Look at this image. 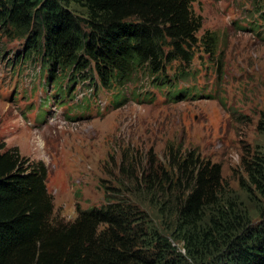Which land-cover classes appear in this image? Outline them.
Masks as SVG:
<instances>
[{"label": "rangeland", "instance_id": "obj_1", "mask_svg": "<svg viewBox=\"0 0 264 264\" xmlns=\"http://www.w3.org/2000/svg\"><path fill=\"white\" fill-rule=\"evenodd\" d=\"M70 9L87 16L82 5ZM193 10L203 18L198 38L214 32L218 45L213 54L198 46L189 68L171 63V74L190 72L179 84L195 89L189 99H169L145 79L112 89L96 81L95 89L59 67L60 78L51 79L37 55L22 61L26 39L0 25V142L45 163L58 220L73 221L78 208L105 204L103 186L131 187L143 169L171 170L172 146L221 165L218 205L194 219V244L172 204L159 195H133L148 229L145 249L156 251L159 237L171 245L169 263L160 264H219L227 250L218 231L223 215L235 222L226 230L231 236L264 219V0H197ZM208 232L214 242L207 245Z\"/></svg>", "mask_w": 264, "mask_h": 264}, {"label": "trees", "instance_id": "obj_2", "mask_svg": "<svg viewBox=\"0 0 264 264\" xmlns=\"http://www.w3.org/2000/svg\"><path fill=\"white\" fill-rule=\"evenodd\" d=\"M196 1L0 0V25L26 39L29 51L22 61L33 62L37 55L47 63L43 70L48 67L51 79L60 78L56 67L74 76L73 82L90 81L95 89L96 81L112 89L145 79L169 99H189L197 95L195 89L179 84L190 72L171 74V63L189 68L198 46L213 54L218 45L214 32L198 38L203 18L193 10ZM71 4L82 5L87 16H77ZM168 155L171 170L143 169L140 180L131 178V187L125 182L117 190L102 185L105 204L78 208L76 219L65 221L55 216L45 163L0 142V264L169 263L166 238L159 237L156 251L145 249L148 229L133 195H159L172 204L188 227L182 230L185 238L194 244V219L205 207L218 205L223 178L221 165L205 161L196 150L175 152L172 146ZM223 216L218 231L225 235L227 250L219 264H264V219L231 236L226 230L235 222L228 212ZM205 237L207 245L214 242L211 232Z\"/></svg>", "mask_w": 264, "mask_h": 264}]
</instances>
